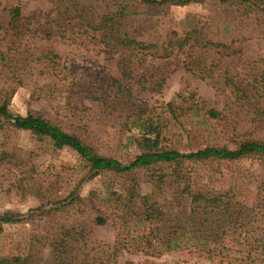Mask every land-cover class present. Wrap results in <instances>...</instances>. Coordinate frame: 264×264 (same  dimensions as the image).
<instances>
[{"label": "rangeland", "instance_id": "obj_1", "mask_svg": "<svg viewBox=\"0 0 264 264\" xmlns=\"http://www.w3.org/2000/svg\"><path fill=\"white\" fill-rule=\"evenodd\" d=\"M91 2L0 0V102L6 99L9 113L40 115L78 136L96 153L121 162L130 160L140 151L134 138L141 134L148 119L161 124L164 145L183 152L205 145L233 147L242 138L264 140V129L255 128L245 120L244 116H250V112L225 104L227 95L209 80L184 71L180 55L148 58L142 65L131 61L130 56L128 62L124 60L127 64L123 75L117 65L123 56L121 50L107 40L104 30L108 29L101 27V24H110L104 19L100 22L106 10L101 6L90 7ZM119 3L126 5L121 12L117 7ZM138 3L139 0H108V7L116 6L113 9L116 14L111 17L112 30H130L137 38L144 37L146 32L151 36L153 32L190 30L200 25L203 30H223L225 26V30H241L244 34L250 30L264 31V18L259 24L254 23L234 6L218 0L170 5L164 8L163 14L153 16L126 13ZM14 5L19 7L21 16L16 22L11 21L8 14V9ZM240 51L238 61L227 66L235 75L234 79H255L264 85V37L244 40ZM113 80H119L117 96L123 105L108 101L116 92ZM254 86L264 95V86L259 87L256 82ZM169 100L182 106L197 101L200 108L196 114L188 112L172 120L163 107ZM202 107L219 110L224 118L204 119ZM132 110L139 113L138 118L131 114ZM263 165L256 157L214 160L197 165L195 172L207 195L234 185L237 197L249 204L257 190L254 180ZM133 178L137 192L149 194L151 186L146 172L138 170ZM130 179L129 175L115 176L112 182L127 188ZM101 180L72 149L53 148L47 140H37L25 130H14L0 118V214L14 213L23 219L28 210L49 199L67 200L75 184V193L85 199L100 188ZM260 193L264 194V189ZM93 214L88 205L80 202L51 211L43 218L36 215L32 221L3 224L0 254L25 253L30 234L46 223L53 226L83 219L88 240L112 242L115 219L110 217L103 224L95 225L89 221ZM259 232L255 230V234ZM125 263L219 264L216 259L209 261L186 250H169L157 256L120 253L115 264Z\"/></svg>", "mask_w": 264, "mask_h": 264}, {"label": "trees", "instance_id": "obj_2", "mask_svg": "<svg viewBox=\"0 0 264 264\" xmlns=\"http://www.w3.org/2000/svg\"><path fill=\"white\" fill-rule=\"evenodd\" d=\"M190 1L198 0H139L138 6L126 13H150L153 16L160 12L163 14L166 6L184 5ZM218 1L234 6L244 18H251L254 23L259 24V20L264 18V0ZM107 4L108 0H92L90 7L101 6L106 10V14L100 16V22L104 19L110 24H101V27L108 29L104 30L107 40L121 50L123 56L117 65L123 75L130 56L131 61L142 65L148 58L166 59L180 55L184 71L209 80L227 95L225 104L237 105L239 110L246 109L245 113L250 112V116L243 113L245 120L255 128L264 129V95L254 86L256 82L262 87L263 82L234 79L235 75L227 69L232 61H238L244 40L263 38V30H250L244 34L241 30H225V26H222L223 30H203L200 25L190 30L153 32L151 36L146 32L144 37L137 38L130 30H112L114 20L111 17L116 14L113 10L116 6L110 8ZM158 6L161 7L158 9ZM117 7L121 12L126 5L119 3ZM8 14L13 22L21 18L17 5L11 6ZM113 81L116 92L108 101L123 105L117 96L120 92L119 80ZM6 104V99L0 102L3 122L14 130L28 131L37 140H47L53 148L72 149L86 162L88 169L103 180L100 188L90 192L85 199L75 193V184L67 200L49 199L28 210L23 219L18 214L1 213L0 228L3 224L31 220L36 215L43 218L68 204L84 202L94 213L89 221L101 225L107 218H114L115 232L112 242H95L86 238L85 219L53 226L46 223L30 234L25 253L0 254V264H115L120 253L157 256L169 250H186L209 261L216 259L219 264H264V194L260 193L264 189V165L254 180L257 190L249 204L237 197L234 185L207 195L195 172L197 165L214 160L235 161L256 157L264 164V140L242 138L233 147L205 145L183 152L164 145L161 124L148 119L142 126L141 134L134 138L140 151L130 160L121 162L96 153L78 136L40 115L32 112L24 115L9 113ZM163 107L172 120L185 114H196L200 108L197 101L182 106L173 100L165 102ZM201 109L204 119L224 118L221 111L212 107ZM131 114L138 118L137 111L132 110ZM236 123L237 120L234 121ZM138 170L146 172L150 183L151 190L147 195L137 192L133 176ZM128 175L131 183L127 188L112 182L115 176L125 178ZM45 205L50 207L46 209ZM256 229L260 232L255 234Z\"/></svg>", "mask_w": 264, "mask_h": 264}]
</instances>
